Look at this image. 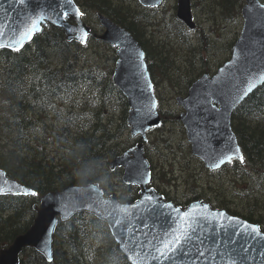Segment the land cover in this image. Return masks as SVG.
<instances>
[{
  "label": "water",
  "instance_id": "obj_1",
  "mask_svg": "<svg viewBox=\"0 0 264 264\" xmlns=\"http://www.w3.org/2000/svg\"><path fill=\"white\" fill-rule=\"evenodd\" d=\"M137 1L144 7H157L163 0ZM65 12L73 22L66 20ZM175 14L187 29H194L191 0H177ZM240 14L242 25L230 57L215 73L198 76L185 95L175 97L181 107L177 119L184 127L191 154L210 170L232 159L243 160L231 127V114L264 83V2L244 0ZM97 17L103 30L94 36L115 47L111 79L127 100L129 134L140 138L113 157L109 167L122 169V182L137 186L138 197L130 202L122 201L104 193L97 182L48 191L34 205L36 215L29 228L0 248V264H19L21 252L29 247L51 261L57 221H65L79 212L91 213L106 222L130 264H236L237 261L264 264V231L258 223L224 208H214L203 199L177 205L150 185L151 170L143 141L148 130L161 124V116L156 106L155 116L140 126L144 106L153 102L157 105L145 52L125 27L102 13ZM48 22L62 28L67 41L86 43L90 27L73 0L70 3L68 0H0V47L21 49ZM30 32L34 33L31 39L26 35ZM5 193L26 195L34 190L8 176L0 167V194ZM149 195L151 201L147 199ZM187 235L190 239L183 247L167 252L165 245L172 244L176 236ZM245 248L247 252L243 251ZM233 250L235 256L230 255Z\"/></svg>",
  "mask_w": 264,
  "mask_h": 264
},
{
  "label": "trees",
  "instance_id": "obj_2",
  "mask_svg": "<svg viewBox=\"0 0 264 264\" xmlns=\"http://www.w3.org/2000/svg\"><path fill=\"white\" fill-rule=\"evenodd\" d=\"M261 1L264 2V0ZM74 2L81 9L84 19L87 11L92 12L95 18L98 13H102L125 27L138 40L145 52L154 91L160 85L158 82L160 78L162 83L170 86L176 96L185 95L190 84L198 76L204 72H215L229 57L216 63V66L210 65L206 58H202L201 68L198 71L195 68L194 57L185 58V65H182L183 60L173 57L165 42L154 39L153 36L159 25L152 20L154 18L148 12L156 11L157 8L141 7L138 3L132 7L120 0H74ZM210 2H213L223 17L234 19V14L239 13L244 0H211ZM173 8L175 9V5ZM173 18L178 25L176 26L179 38L188 43L185 26L175 15ZM67 19L70 18L67 17ZM93 22L96 26L87 23L92 32H97L101 26L96 19ZM195 31L199 32V29L196 28ZM48 35V31L42 28L18 51L6 47L0 48V167L8 176L34 190V194L26 195L0 194V248L10 244L14 237L29 228L36 215L34 205L39 202L40 196L48 191L71 184L97 182L106 194L115 195V191L122 189L118 195L116 194L122 201L130 202L138 197V187L126 185L121 181V169L109 168V162L113 157L140 140L129 136L127 138L129 142L123 145L116 142L120 131L128 129L126 123L128 106L122 92L111 81L112 67L109 66L107 74H103V72L73 66L67 59L69 66L52 67L45 48ZM90 39H93L95 43H102L91 35ZM68 43L66 41V44ZM70 43L82 49L88 42L86 44ZM232 44L228 48L229 53ZM111 49L114 50L113 47ZM115 59L116 55L113 54V62ZM96 88L100 89L98 97L101 99L108 101L115 98L120 103L121 115L118 126L113 125L110 116L107 118L108 121L102 123L105 110H95L94 119L96 120L86 126L91 130L80 133L77 142H74V148L58 159L47 157L42 150L44 145H39L34 139L36 130L39 128L40 111H52L51 109L56 108V103L66 93L87 89L95 92ZM155 95L158 101L159 98L156 93ZM158 110L162 116L161 125L169 115V118L183 130L177 119L178 113L163 111L161 108ZM107 113L108 110L105 114ZM160 126L155 129H159ZM231 126L243 153V160H233L222 169L230 166L235 169L233 171L235 175L241 178L239 170L243 166H248L250 167L247 172L249 175L259 170L258 173L264 178V83L234 109L231 114ZM161 139H166L163 133H161ZM150 142L152 143L150 138L145 141L144 151L152 169L154 165L151 163L147 150ZM163 143L165 144L166 140ZM115 170L120 172V176L116 175L112 179L111 175L116 173ZM161 176L165 178V171H161ZM157 177L159 176L152 174L151 185L164 198L177 205L184 206L199 198L209 200L202 196L198 197L197 194L181 202L175 200L162 191L157 184L155 185L154 180ZM260 178H257L255 183ZM165 181H167L166 178ZM255 189L256 187L253 186L251 189L240 190L242 191L240 195L247 201L243 212L229 206L226 200L210 204L256 222L264 231V193L260 196L261 194L257 193L260 190ZM27 250H29L28 255L36 259L35 264H94L93 262L97 259L101 260L100 264H130L119 249L106 222L88 212H79L65 221H57L52 236L51 261H47L35 249L27 248L21 252L19 264H28V255L23 257Z\"/></svg>",
  "mask_w": 264,
  "mask_h": 264
},
{
  "label": "rangeland",
  "instance_id": "obj_3",
  "mask_svg": "<svg viewBox=\"0 0 264 264\" xmlns=\"http://www.w3.org/2000/svg\"><path fill=\"white\" fill-rule=\"evenodd\" d=\"M120 1L128 3L132 7L138 3L137 0ZM176 1L164 0L156 11L148 12L154 18L152 20L159 25L153 36L154 39H161L162 42H165L170 48V54L179 60H183L182 65H185V58L194 57L195 68L198 71L201 68L200 61L202 58H206L210 65L216 66V63L229 56L228 48L238 36L242 25L240 8L239 13L234 14V19H228L220 14L213 2H210L211 0H191L195 29L198 28L199 32L195 29L188 30L185 26L187 43L179 38L178 25L173 18L176 12ZM173 5H175V9ZM95 19L97 20L93 13L87 11L86 22L96 26L93 22ZM44 29L49 34L46 37L45 47L52 67L69 66L66 62L67 59L71 61L73 66L84 70L103 72V74H107L109 66L113 68L112 55L115 54V51L108 44L95 43L93 39H90L87 45L80 49L74 43L66 44L61 29L50 24L44 26ZM195 50L197 51L195 52ZM158 82L160 85L154 91L160 100H158V107L163 111L179 113L181 107L175 102L176 95L171 91L170 86L167 83H162L160 78ZM99 93V88H96L95 92L87 89L70 94L66 93L56 103V108L51 109L52 111H40L38 114L39 128L36 130L34 139L39 145H44L42 150L47 157L58 159L65 156L68 150L74 148V142H77L80 133L91 130L86 126L91 121L96 120L94 119L95 110H105L102 123L108 121L107 118L110 116L113 125L118 126L121 115L120 103L115 98L108 101L101 99L98 97ZM107 110L108 113L105 114ZM161 133L166 137V139H161L162 141L160 140ZM129 136L128 129L120 131L116 142L123 145L129 142L127 139ZM149 138L152 143L150 142L149 145L147 143V150L151 163L154 165V168L152 166V174L159 176L154 180V183L175 200L181 202L187 197L197 194L198 197L202 196L209 199L207 202L211 204L226 200L229 206L243 212L247 201L240 195L242 192L240 190L251 189L255 186V190L261 191H257L258 194H261H259L260 196L264 193V178L258 172V174L252 172L249 175L247 172L250 167L248 166H243L239 170L241 175L239 178L233 172L235 169L230 166L210 171L201 165V161L190 152V144L186 140L184 127L182 130L180 125L169 118V115L166 116L159 129L154 128L147 132V139ZM165 140L166 143L164 144L163 141ZM161 171H165L167 181L164 177H160ZM115 172L111 175L112 179L120 174L117 170ZM257 178L260 180L255 183ZM121 190L115 191V195H118ZM26 252L23 257L29 254V250ZM28 258V264L37 263L35 258L29 255ZM100 262L101 260L97 259L93 263L100 264Z\"/></svg>",
  "mask_w": 264,
  "mask_h": 264
},
{
  "label": "snow or ice",
  "instance_id": "obj_4",
  "mask_svg": "<svg viewBox=\"0 0 264 264\" xmlns=\"http://www.w3.org/2000/svg\"><path fill=\"white\" fill-rule=\"evenodd\" d=\"M21 2H23V0H21ZM68 2L70 3V0H68ZM68 13L65 12L64 13V16L67 17ZM32 27L35 29L36 25L35 23L32 25ZM26 35L28 36L29 39H31L32 35H34V33L30 32V33H26ZM15 50H19L18 48L15 49ZM156 104L153 102L151 104H148V105H145L143 110H142V113H141V120H140V126L143 125V123L145 121H148L150 120L153 116H155V112H154V109L156 108ZM215 107V105H213V108ZM242 159V157H241ZM221 163H223V161H221ZM146 182V181H145ZM34 194V193H33ZM147 199L149 201L152 200V197L149 195L147 197ZM168 207H171V205H169ZM131 214V209L129 210V215ZM185 215H187L185 213ZM223 227V226H222ZM255 231V228L253 229ZM193 231V229H189V233H191ZM190 239V235H187V236H184L183 238H181L180 236H176L172 242V244H169V245H165L164 247L166 248L167 252L168 253H171V252H174L176 251L178 248H181L183 247L184 243L186 241H188ZM173 245H175V247H173ZM247 248L243 249L244 252H247ZM161 255H163V253H161ZM231 256H235L236 253H235V250H233V252L230 254ZM236 264H240L239 261L236 262Z\"/></svg>",
  "mask_w": 264,
  "mask_h": 264
},
{
  "label": "bare ground",
  "instance_id": "obj_5",
  "mask_svg": "<svg viewBox=\"0 0 264 264\" xmlns=\"http://www.w3.org/2000/svg\"><path fill=\"white\" fill-rule=\"evenodd\" d=\"M45 48H46V47H45ZM46 50H47V49H46ZM59 68H60V67H59ZM35 73H36V72H35ZM36 89H37V88H36ZM9 90H10V89H9ZM20 123H21V122H20ZM263 157H264V156H263ZM259 160H260V159H259ZM257 172H259V170H258ZM257 172H256V173H257ZM256 173H255V174H256ZM257 174H258V173H257ZM261 213H262V212H261ZM255 215H256V214H255ZM255 215H254V217H255ZM263 215H264V213H263ZM256 216H257V215H256ZM263 217H264V216H263ZM261 218H262V217H261ZM259 219H260V218H259ZM260 220H261V219H260ZM68 246H69V245H68ZM70 247H71V246H70ZM70 247H69V248H70ZM62 250H63V249H62ZM64 250H65V248H64ZM61 252H62V251H61ZM63 253H64V251H63ZM57 254H58V253H57ZM57 254H56V256H57ZM70 254H71V252H70ZM78 255H79V254H78ZM81 255H82V254H81ZM74 256H75V255H74ZM57 257H59V256H57ZM83 257H84V256H83ZM81 258H82V257H81ZM57 261H59V260H57ZM80 261H81V260H80Z\"/></svg>",
  "mask_w": 264,
  "mask_h": 264
}]
</instances>
